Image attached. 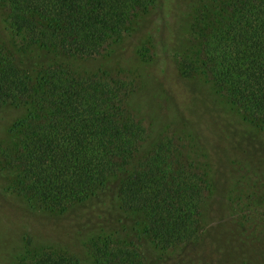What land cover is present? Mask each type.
<instances>
[{
    "label": "trees",
    "instance_id": "16d2710c",
    "mask_svg": "<svg viewBox=\"0 0 264 264\" xmlns=\"http://www.w3.org/2000/svg\"><path fill=\"white\" fill-rule=\"evenodd\" d=\"M153 2L0 0V109L25 110L9 130L13 140L0 144V168L13 173L12 188L33 207L71 212L92 227L85 248L93 264H144L135 248L115 238L119 230L109 234L113 196L118 210L140 214L155 247L168 249L201 240L211 186L185 140L164 136L145 150L149 131L129 109L132 80L40 61L37 50L109 56ZM204 4V10L212 4L197 16L205 75L264 132V0ZM18 264L82 262L63 251H33L28 243Z\"/></svg>",
    "mask_w": 264,
    "mask_h": 264
},
{
    "label": "rangeland",
    "instance_id": "374dc122",
    "mask_svg": "<svg viewBox=\"0 0 264 264\" xmlns=\"http://www.w3.org/2000/svg\"><path fill=\"white\" fill-rule=\"evenodd\" d=\"M205 2L154 0L109 56L64 58L37 50L40 61L132 80L129 109L149 131L145 150L160 137L185 140L188 153L199 159L197 167L207 173L204 233L188 245L155 247L143 233L140 214L118 210L111 198L115 229L109 234L119 230L115 238L135 248L144 264H264V132L205 75L198 56L203 23L197 19L200 11H211L212 4L204 10ZM24 116V109H0V144L13 140L9 130ZM13 181V173L0 168V264H18L28 243L33 251L54 249L93 264L85 248L92 227L81 226L71 212L33 207L16 194Z\"/></svg>",
    "mask_w": 264,
    "mask_h": 264
}]
</instances>
